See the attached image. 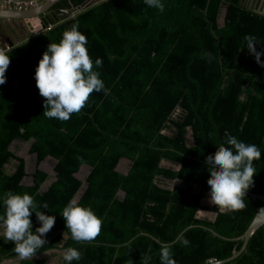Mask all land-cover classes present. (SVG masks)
Listing matches in <instances>:
<instances>
[{"label": "trees", "instance_id": "1", "mask_svg": "<svg viewBox=\"0 0 264 264\" xmlns=\"http://www.w3.org/2000/svg\"><path fill=\"white\" fill-rule=\"evenodd\" d=\"M83 1H56L36 34L5 50L0 194L28 192L37 204H48L41 210L55 223L29 258L20 259L11 241L0 240V263L48 264L47 256H36L48 252L65 264L63 250L72 246L82 257L71 264H142L145 255L149 264H161L159 241L171 242L176 264L230 256L242 243L235 237L263 204L252 194H264V66L248 52L245 37L255 35L254 46L264 51V13L243 0H163V12L144 0H99L66 14ZM73 23L86 35L90 58L102 59L97 70L106 91H93L79 112L61 121L44 116L34 71L47 44ZM226 132L262 151L253 161L257 171L245 207L231 211L203 203L210 191L205 161L229 147L221 144ZM20 143L29 145L31 173L17 153ZM48 156L54 176L43 188L50 175L40 163ZM122 159L129 161L124 172L117 169ZM82 165L88 169L81 179ZM70 199L101 218L93 240L71 238L60 214ZM199 210L212 216H198ZM30 218L35 230L34 212ZM221 264H264V225Z\"/></svg>", "mask_w": 264, "mask_h": 264}, {"label": "clouds", "instance_id": "2", "mask_svg": "<svg viewBox=\"0 0 264 264\" xmlns=\"http://www.w3.org/2000/svg\"><path fill=\"white\" fill-rule=\"evenodd\" d=\"M144 3L161 12L165 7L163 0H144ZM258 42L255 35L245 37L248 52L253 54L258 64L264 66V61L260 59L264 51L254 46ZM87 43L86 35L78 30V23H73L62 32L59 41H50L41 54L34 78L39 94L45 98V117L67 120L72 113L81 110L93 91H106L97 70L102 66V59L96 57L93 61L90 58ZM9 63V54L4 47H0V84L6 80ZM224 136L221 144L229 147L221 146L214 156H209L205 161L210 174L207 186L210 201L221 209L231 211L245 207L243 197L257 171L253 161L260 159L262 151L256 144L246 143L230 133L226 132ZM0 206L3 208L0 213V240L11 241L13 251L20 259L32 257L46 242V233L55 223L54 215L41 210L49 209L48 204H37L28 192L8 190L0 194ZM33 212L38 221L35 230L30 218ZM60 214L75 241H91L100 233L102 220L90 206L70 199ZM158 243L161 264H176L171 242ZM179 244L184 248L190 247L186 239H180ZM81 257L82 252L72 246L62 253L65 264L79 261ZM150 259L151 256L145 255L141 258L142 264H149Z\"/></svg>", "mask_w": 264, "mask_h": 264}, {"label": "water", "instance_id": "3", "mask_svg": "<svg viewBox=\"0 0 264 264\" xmlns=\"http://www.w3.org/2000/svg\"><path fill=\"white\" fill-rule=\"evenodd\" d=\"M58 0H43L38 2L36 6L16 10V9H2L0 11V47H4V50L14 46L17 44V39L14 37L16 32L22 28L23 25H26L29 32L32 33V29H37L41 25V17L44 15H48L51 13L50 6ZM99 0H84L78 7H74L72 9H66L65 12L68 15H72L93 3L98 2ZM244 4L249 6L250 8H254L256 11L264 13V2H258V0H243ZM24 21V24H23ZM35 21V22H34ZM220 22L223 24L224 22V12L221 14ZM26 37H24L25 39ZM253 197L260 199L263 204L258 208L251 222L249 223L246 230L238 237L241 238L242 243L238 250L234 251L230 256L221 259V260H212L207 264H221L227 261L234 259L238 256L245 248L248 242V239L252 232L259 227L260 225H264V194H252ZM211 232L215 235H218L216 231L209 228ZM183 231V230H182Z\"/></svg>", "mask_w": 264, "mask_h": 264}, {"label": "rangeland", "instance_id": "4", "mask_svg": "<svg viewBox=\"0 0 264 264\" xmlns=\"http://www.w3.org/2000/svg\"><path fill=\"white\" fill-rule=\"evenodd\" d=\"M20 148L17 150V153L21 156H23L26 160V170L28 173H31L33 171V167H34V163H33V159H32V155L28 153V143H20ZM53 164H54V159L50 156L46 157L41 163H40V168L47 171L50 175V177L44 182L43 184V188L53 179L54 176V171H53ZM129 161L127 159H122L118 165H117V169L124 172L126 170V168L128 167ZM87 166L86 165H82L80 170L77 172V176L79 178H83L85 176V174L87 173ZM30 176H27L25 179L26 181H30ZM203 203L205 205H211V201L209 196L203 199ZM198 216H207V217H211L212 213L205 211V210H199L198 211ZM38 256H47L48 257V264H56V259L54 256H51L48 252H44L42 254H39Z\"/></svg>", "mask_w": 264, "mask_h": 264}, {"label": "crops", "instance_id": "5", "mask_svg": "<svg viewBox=\"0 0 264 264\" xmlns=\"http://www.w3.org/2000/svg\"><path fill=\"white\" fill-rule=\"evenodd\" d=\"M0 1H2V0H0ZM41 1H43V0H35V5L34 6H36L37 5V3L38 2H41ZM250 1V0H249ZM257 1V0H256ZM264 2V0H258V2L260 3V2ZM10 3H13V1H11ZM12 5V4H11ZM10 4H6L5 6H1L0 5V11H2V9H14L13 8V5L11 6ZM34 6H32V7H34ZM51 7V6H50ZM28 8H31V7H28ZM27 9V8H26ZM16 10H18V9H16ZM20 10H22V9H20ZM48 10H50V8L48 9ZM0 15H3V14H1L0 13ZM35 22V21H34ZM23 24H24V21H23ZM32 32V31H31ZM37 33V31H34V32H32V34H36ZM29 34H30V32H29V30H28V28L26 27V25H23L22 26V28H20L17 32H16V34H15V38L18 40L17 41V43H19V42H21V41H23L24 40V37H28L29 36ZM39 254H36V256L37 257H41V256H38ZM43 257V256H42ZM17 260H18V258H16V259H14V258H7V259H4L0 264H16L17 263Z\"/></svg>", "mask_w": 264, "mask_h": 264}, {"label": "built area", "instance_id": "6", "mask_svg": "<svg viewBox=\"0 0 264 264\" xmlns=\"http://www.w3.org/2000/svg\"><path fill=\"white\" fill-rule=\"evenodd\" d=\"M11 1H13V3H10ZM35 3H36L35 0H2L0 1L1 6H5L6 4H10V5L12 4L13 8L18 9V10L32 7L35 5ZM49 27L50 26H47V28ZM40 28H41V25L37 29H32V32L38 31Z\"/></svg>", "mask_w": 264, "mask_h": 264}]
</instances>
